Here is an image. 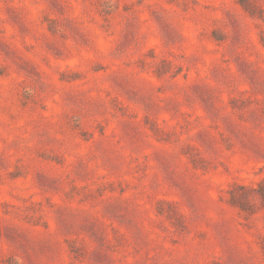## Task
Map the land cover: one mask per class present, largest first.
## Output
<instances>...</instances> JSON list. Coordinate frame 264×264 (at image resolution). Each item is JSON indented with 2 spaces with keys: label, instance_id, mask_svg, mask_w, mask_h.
I'll return each mask as SVG.
<instances>
[{
  "label": "rangeland",
  "instance_id": "rangeland-1",
  "mask_svg": "<svg viewBox=\"0 0 264 264\" xmlns=\"http://www.w3.org/2000/svg\"><path fill=\"white\" fill-rule=\"evenodd\" d=\"M0 264H264V0H0Z\"/></svg>",
  "mask_w": 264,
  "mask_h": 264
}]
</instances>
